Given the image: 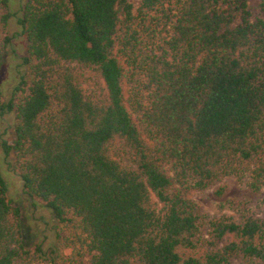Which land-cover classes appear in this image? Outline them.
I'll return each instance as SVG.
<instances>
[{"label": "trees", "instance_id": "1", "mask_svg": "<svg viewBox=\"0 0 264 264\" xmlns=\"http://www.w3.org/2000/svg\"><path fill=\"white\" fill-rule=\"evenodd\" d=\"M134 1L0 0L2 149L57 222L28 242L0 172V264H264V200L193 199L264 190V0Z\"/></svg>", "mask_w": 264, "mask_h": 264}, {"label": "rangeland", "instance_id": "2", "mask_svg": "<svg viewBox=\"0 0 264 264\" xmlns=\"http://www.w3.org/2000/svg\"><path fill=\"white\" fill-rule=\"evenodd\" d=\"M134 4L138 6L139 1H134ZM16 29L17 27L13 25L12 32H15ZM19 44L21 49L25 50V40L21 39ZM5 79L4 75L3 80ZM14 124L13 117L0 118V172L8 183L9 199L22 210L23 225L26 229L28 242L31 244L42 243L44 248L48 250L57 243L55 231L57 222L52 213L44 208L41 203H34L25 195L23 183L19 176L9 170L2 149V141L11 137ZM220 186H225L228 189L224 197H218L213 190L193 196L203 211L213 217L237 216V213L242 210L255 209L264 200V190L259 193L253 192L232 178L225 179Z\"/></svg>", "mask_w": 264, "mask_h": 264}]
</instances>
